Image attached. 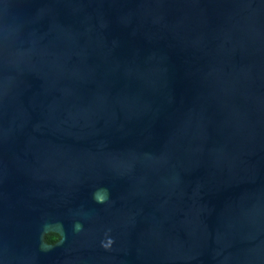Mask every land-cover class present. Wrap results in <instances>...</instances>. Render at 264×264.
<instances>
[{"label": "water", "instance_id": "95a60500", "mask_svg": "<svg viewBox=\"0 0 264 264\" xmlns=\"http://www.w3.org/2000/svg\"><path fill=\"white\" fill-rule=\"evenodd\" d=\"M0 264H264V0H0Z\"/></svg>", "mask_w": 264, "mask_h": 264}, {"label": "clouds", "instance_id": "9594fccd", "mask_svg": "<svg viewBox=\"0 0 264 264\" xmlns=\"http://www.w3.org/2000/svg\"><path fill=\"white\" fill-rule=\"evenodd\" d=\"M102 199H103V198H101V200H102ZM81 228H82V225L79 224V223H77V224L74 225V229H75L76 231H80ZM59 239H60L59 234L54 233V234H51V235L49 236V238H48V242H49V243H55V242L58 241Z\"/></svg>", "mask_w": 264, "mask_h": 264}, {"label": "trees", "instance_id": "16d2710c", "mask_svg": "<svg viewBox=\"0 0 264 264\" xmlns=\"http://www.w3.org/2000/svg\"><path fill=\"white\" fill-rule=\"evenodd\" d=\"M50 235H51V234H49V235L46 237V242H47L48 244H51V245H52V244H55L57 241H56L55 243H49V242H48V238H49Z\"/></svg>", "mask_w": 264, "mask_h": 264}]
</instances>
